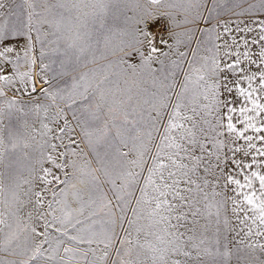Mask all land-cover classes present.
Wrapping results in <instances>:
<instances>
[{
	"label": "snow or ice",
	"instance_id": "6c2138e0",
	"mask_svg": "<svg viewBox=\"0 0 264 264\" xmlns=\"http://www.w3.org/2000/svg\"><path fill=\"white\" fill-rule=\"evenodd\" d=\"M6 4L0 59L22 48L29 69L15 90L28 98L0 104V264H264V135L246 134L264 132V19L229 43L206 0L207 15L186 0L182 21L138 4L121 19L124 0H24L22 26Z\"/></svg>",
	"mask_w": 264,
	"mask_h": 264
},
{
	"label": "rangeland",
	"instance_id": "374dc122",
	"mask_svg": "<svg viewBox=\"0 0 264 264\" xmlns=\"http://www.w3.org/2000/svg\"><path fill=\"white\" fill-rule=\"evenodd\" d=\"M37 3L40 2V0H36ZM50 3H55V0H49ZM125 4H127V8L124 10V12L121 14V19H123V15H127L128 17H133L136 15V12H134L133 6L135 4L140 5L141 9H149L151 11L154 12V14H157L159 12H171L174 14L175 19L177 21H182L185 17V13L181 10V5L186 3V0H164V3L160 6H152L149 3V0H124ZM168 4H173L175 5L172 8H169L167 5ZM252 7H249V6ZM262 5H264V0H206V6L207 7H211L214 9L213 15L214 16H218L222 21L224 20H228L230 21L229 23V27L233 28V32L231 34H226L225 38L229 39V43L231 42L230 37L232 35L237 36V39L239 40L240 36H245V38H248L249 40L251 39L252 36L256 35V32L259 31L258 28H256V26L254 24L249 23L252 20H258V19H264V11H261V7ZM8 8H11L14 12H15V16L12 17V23L17 24L18 26H22L23 23L26 22L27 20V6L24 4V0H7V4H6V8L5 11H7ZM40 9L38 8L37 11H39ZM202 10H204L205 15H207V11L204 8V0H202ZM241 11H243V15L242 16H238V15H233V13H240ZM216 21L213 20L211 22L210 25H215ZM239 23L240 27L243 28L245 23H249L250 27L254 28V31L252 33H237L235 32V27L236 24ZM205 26L204 23H201V27ZM186 27H190V25H182L178 28H175L174 31L178 32V33H183ZM45 28H47V26H45ZM221 30L222 29H219ZM33 35H35L33 33ZM199 35V34H198ZM168 40V44L169 45H173L175 47V41L176 40H180L181 42H183L186 37L183 35L180 36H176V37H170V36H166L165 37ZM204 38V37H201ZM11 39H17L15 37L10 38ZM126 40V41H131L132 37L131 36H125V37H121V36H115L113 37V41H112V46L115 47L117 45H119L121 40ZM217 43H222V41H217ZM194 46V45H193ZM39 43L36 44L35 46V53L38 57L39 54ZM162 49L164 51H167L168 48L167 46H161ZM243 45L241 44V51H243ZM258 50V46H253V51H257ZM180 51H184V46L183 43L180 45ZM121 58V55L118 54L116 56H112V55H108L106 60H100L98 61V64L103 67L105 65L108 64L109 61L115 62L117 60H119ZM174 58V57H173ZM234 58V57H233ZM255 58V57H254ZM133 62L138 63V60H134ZM167 64V61H166ZM243 66V65H242ZM55 67V65L53 66ZM91 67V65H90ZM153 67H157V65L154 63ZM253 70L256 69V67H258V65H253ZM113 72L118 71V69L114 68L112 70ZM38 73H39V68H38ZM110 79L113 81L117 80V77L115 75L110 76ZM40 80L38 79V85H40ZM256 82H254V86H255ZM44 87H47V85H43ZM119 86L121 88L125 87L126 85L124 84L123 79L119 80ZM243 87H247V82H245L244 84H242ZM35 95H39L35 94ZM233 95L235 96V89L233 90ZM10 99L8 98V96L6 97H0V104L4 103L5 100ZM262 103H264V99L261 100ZM244 104L243 98H240V100L234 105L237 108H239L240 106H242ZM248 107H251V104H248ZM226 111V110H225ZM253 113H249V115H252ZM19 115V114H17ZM233 122L237 123V121L239 119H241L239 113H233ZM14 122H15V118H14ZM8 121L5 120V124H7ZM225 125H226V117H225ZM237 127H243L242 124L237 123ZM247 135L250 136H257V135H264V132L262 133H255L252 129H249L246 133ZM225 135H228L227 133H225ZM257 147H261V142L258 140L253 141ZM239 144H243L246 147V142L243 141L242 139L239 141ZM209 148L211 149V145H209ZM125 151H127V149H124ZM229 155H231V153H229ZM130 159L132 158L131 156L129 157ZM258 159H260V157H257ZM245 163H250V159L245 161ZM256 169V166L253 165L252 169H246L245 170V174H247L250 171H253ZM225 171L227 172V169H225ZM262 174H264V170H262ZM238 179H241V181L243 182V176H238ZM255 186L258 188L259 187V182L256 181L255 182ZM129 215H131V213H129ZM96 219L99 220H104L106 219L105 217H103V214H101L100 216L96 217ZM100 225H98L99 227ZM127 226V225H125ZM235 235V233H231L228 235V241H229V248L233 247V236ZM241 236H243V233H241ZM233 264H235V261H233Z\"/></svg>",
	"mask_w": 264,
	"mask_h": 264
},
{
	"label": "crops",
	"instance_id": "0c3cea01",
	"mask_svg": "<svg viewBox=\"0 0 264 264\" xmlns=\"http://www.w3.org/2000/svg\"><path fill=\"white\" fill-rule=\"evenodd\" d=\"M16 39H11L9 41L10 45L15 46ZM21 44L23 43V38L20 39ZM0 50H2V47H0ZM17 52L19 53L20 59L17 62ZM9 59L7 61H4L3 59H0V75H9L14 78V83L8 84L5 81H0V86L4 87V91L6 93V96L8 98H11L14 94L17 96L18 99H27L28 97L25 95L21 97L20 93H17L15 90L17 88L22 87L20 84L19 78L16 76L17 71L18 72H25L28 71L29 65L25 62L23 59V50L22 48H17L16 51L8 54ZM17 63V67H13V63ZM36 73H38V68L34 69ZM35 83L38 85V78L35 80ZM35 94H38L35 93Z\"/></svg>",
	"mask_w": 264,
	"mask_h": 264
}]
</instances>
